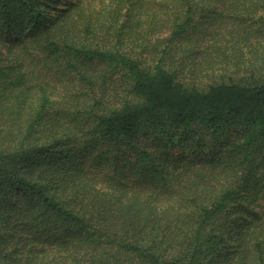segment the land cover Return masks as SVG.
Wrapping results in <instances>:
<instances>
[{"label": "trees", "instance_id": "16d2710c", "mask_svg": "<svg viewBox=\"0 0 264 264\" xmlns=\"http://www.w3.org/2000/svg\"><path fill=\"white\" fill-rule=\"evenodd\" d=\"M264 0H0V264H264Z\"/></svg>", "mask_w": 264, "mask_h": 264}, {"label": "rangeland", "instance_id": "374dc122", "mask_svg": "<svg viewBox=\"0 0 264 264\" xmlns=\"http://www.w3.org/2000/svg\"><path fill=\"white\" fill-rule=\"evenodd\" d=\"M264 201V200H263Z\"/></svg>", "mask_w": 264, "mask_h": 264}]
</instances>
